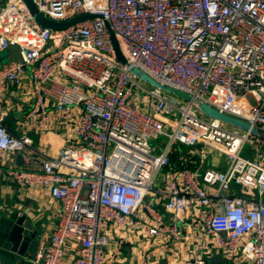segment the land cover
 Here are the masks:
<instances>
[{"label": "built area", "instance_id": "2783aa9c", "mask_svg": "<svg viewBox=\"0 0 264 264\" xmlns=\"http://www.w3.org/2000/svg\"><path fill=\"white\" fill-rule=\"evenodd\" d=\"M33 1L50 20L93 16L54 29L25 0L0 4V50L17 49L0 63V167L60 204L31 264H112L114 236L156 243L163 258L182 246L184 264H264V137L195 104L264 128V0ZM13 87L33 103L17 132L6 122ZM51 109L67 136L55 155L30 135Z\"/></svg>", "mask_w": 264, "mask_h": 264}, {"label": "crops", "instance_id": "0c3cea01", "mask_svg": "<svg viewBox=\"0 0 264 264\" xmlns=\"http://www.w3.org/2000/svg\"><path fill=\"white\" fill-rule=\"evenodd\" d=\"M17 49L6 52L0 50V63L4 55H16ZM29 89L17 90L13 87L8 93V99L12 103V109L6 122L11 131L17 132V119L27 113L32 107V99ZM52 110L53 119L44 124V128L30 131V135L36 141L40 149H46L49 155L57 154L66 144L67 136L62 125L63 119L56 120L58 115ZM55 118V119H54ZM17 161V159H16ZM194 167V166H192ZM60 204L55 201L46 188L38 187L35 190H23L9 176L4 167H0V264H31L33 255L20 257L11 250L9 241L10 230L13 223L20 215H26L32 220L35 227L40 229L43 237H49L59 217ZM144 249V250H143ZM135 242L126 241L114 236L108 247V259L112 264H184L182 252L170 251L167 258L162 257L163 250L158 244L145 243L144 248ZM185 250V249H184ZM17 258H21L16 262ZM215 264H235L231 259L224 258ZM245 264V263H244Z\"/></svg>", "mask_w": 264, "mask_h": 264}, {"label": "water", "instance_id": "95a60500", "mask_svg": "<svg viewBox=\"0 0 264 264\" xmlns=\"http://www.w3.org/2000/svg\"><path fill=\"white\" fill-rule=\"evenodd\" d=\"M29 10H31L32 13H35V17L37 21L44 27L48 28H54V29H64L67 26H69L72 22H76L78 20H82L85 18H88L89 16H93L91 13H86L81 16L75 17L71 19L70 21L65 22H59L55 20L48 19L43 13L38 12L36 9V5L33 0H25ZM2 3V0H0V4ZM113 43L116 47V51L118 54V58L121 61H125V57L120 49V46L118 45L117 39L115 35L112 36ZM7 50H3V52H6ZM132 71L134 74L139 77L140 79L144 81H149L154 85L162 86L164 89H167L171 91L172 93L178 95L181 98L190 99V96L187 93H183L171 86L168 85H161L159 82L155 81L152 77H150L147 73H144L137 67H132ZM195 104L200 108L202 112H204L206 115L210 117H215L220 120H224L225 122L237 126L242 127L244 129H251V131L255 134H260L264 137V128L262 127H256L251 126L247 121H245L242 118H237L231 115H228L226 113H220L218 110H216L214 107L209 105L206 102H202L200 100H195ZM17 163L22 164L24 160L22 159L21 155L18 154L16 156ZM9 235V241L11 243V250L13 252H16L20 255V257L34 255L36 253V248L38 245L39 239L42 237V233L40 232V229L35 227L34 223L30 218H28L26 215H20L18 219L15 220L13 223V226L10 230ZM21 258H17L16 262H19ZM224 258L219 255H213V256H207L203 258L202 264H215L220 261H222Z\"/></svg>", "mask_w": 264, "mask_h": 264}, {"label": "rangeland", "instance_id": "374dc122", "mask_svg": "<svg viewBox=\"0 0 264 264\" xmlns=\"http://www.w3.org/2000/svg\"><path fill=\"white\" fill-rule=\"evenodd\" d=\"M4 54H6V53H3V55H2V58H1V62H2V63H6V62H8L9 59H10L9 55H4ZM147 85H148L149 87H153V86H154L151 82H147ZM170 94H171L174 98L182 100V104L186 103V101L183 100V99H182L181 97H179L178 95H176V94H174V93H171V92H170ZM248 97H249V99H250L251 102H255V98H254L252 95H248ZM227 126H228V127H232V126L229 125V124H227ZM166 141H167V138H166V137H160V138L152 139V140H151V144L154 145V146H156V147H159V148H160V147H161L160 144H165ZM250 152H252V148H251V145H250L249 143H247V144L245 145V147H244L243 154H244L245 156H250V154H251ZM254 154H255V153H254Z\"/></svg>", "mask_w": 264, "mask_h": 264}, {"label": "trees", "instance_id": "16d2710c", "mask_svg": "<svg viewBox=\"0 0 264 264\" xmlns=\"http://www.w3.org/2000/svg\"><path fill=\"white\" fill-rule=\"evenodd\" d=\"M173 159H175V156H173Z\"/></svg>", "mask_w": 264, "mask_h": 264}]
</instances>
